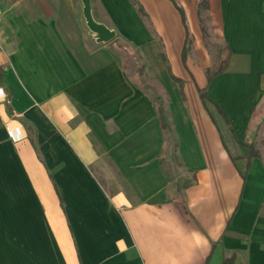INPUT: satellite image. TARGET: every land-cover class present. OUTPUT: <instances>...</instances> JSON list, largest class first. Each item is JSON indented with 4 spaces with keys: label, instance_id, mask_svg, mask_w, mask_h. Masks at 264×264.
Masks as SVG:
<instances>
[{
    "label": "crops",
    "instance_id": "crops-1",
    "mask_svg": "<svg viewBox=\"0 0 264 264\" xmlns=\"http://www.w3.org/2000/svg\"><path fill=\"white\" fill-rule=\"evenodd\" d=\"M135 1L143 15L90 0L115 32L100 43L82 0H0V264H264V145L247 160L264 120V0H208L204 13L231 51L207 95L234 155L198 93L209 52L197 0ZM116 42L141 59L145 88Z\"/></svg>",
    "mask_w": 264,
    "mask_h": 264
},
{
    "label": "rangeland",
    "instance_id": "rangeland-1",
    "mask_svg": "<svg viewBox=\"0 0 264 264\" xmlns=\"http://www.w3.org/2000/svg\"><path fill=\"white\" fill-rule=\"evenodd\" d=\"M89 4H91L90 0H89ZM82 5H83V0H82ZM202 16H203L202 18H203L204 26H205V28L207 29V32H208V38H207V43L205 44V47H206L207 51L209 52L208 60L205 63V65H207V66L203 69V73H205L206 70L209 71L210 73H213L218 68L219 63L221 61V58H222L221 51L224 48V44L217 36L212 34L210 26H209V22L207 21V19H205L204 13H202ZM116 43L119 44L118 42H116ZM119 45L124 46L122 44H119ZM124 47H126V46H124ZM121 52L126 54L127 56H129L131 58L129 60L131 63L128 66L129 69H130V72L133 73L134 79L136 81H139L142 85H144L145 84V80L143 78V73L140 76H138L136 74L137 63L134 60L133 56L131 54H129L127 51L121 50ZM193 63L194 64L195 63L200 64L201 62H199V61L194 62L193 61ZM151 67L153 69V66H151ZM193 74L195 76L196 83H197V81H198V83H200L202 81V78L205 80V76L203 74L201 75V72L199 71V68L196 65L193 67ZM224 87H225L224 84L222 82H219V83L215 84V87H214L212 93L213 94L215 93V95H217L216 97H220L219 99H224L223 98L224 97ZM191 90H192V86H189L187 88L188 100L190 102H192V101L199 102L197 96H196V98L195 97L192 98L191 94H193V92ZM211 105H210V103L206 104L207 108L211 111V113L213 115V118H214L215 122L217 123V125H218V127H219V129L221 131V137L223 139V144L226 146L228 152L231 155H234V149H233L234 145H233L232 136L230 135V133L228 131V128L226 127L222 117L217 114V112L214 110V108ZM257 133H258V136L260 137V139L258 140L260 142L257 141V143H254V147L258 150V147H257L258 143H262V145H264V120H263L262 124H260V126L258 127ZM243 138H244V141L247 144H249L248 142L251 141L248 138V135H246ZM170 147H172V146H170ZM171 152H172V150H171ZM94 172H95L96 177L101 181V183H103V185L109 186V187H107V190L112 191L110 186H112L114 184L116 185L117 184V180H116V178H115L110 166L105 164V162L101 161L100 163H98L95 166ZM116 189L117 188H113V190H116Z\"/></svg>",
    "mask_w": 264,
    "mask_h": 264
},
{
    "label": "trees",
    "instance_id": "trees-1",
    "mask_svg": "<svg viewBox=\"0 0 264 264\" xmlns=\"http://www.w3.org/2000/svg\"><path fill=\"white\" fill-rule=\"evenodd\" d=\"M130 1L132 3H135V6L137 7L138 12L141 15H143L144 12L141 9V6L138 5L135 0H130ZM176 9L179 12V15L181 17L182 24H183V26L186 29L185 44L183 46L182 56H181L182 63L185 66L186 57H187V54H188V52H189V50L191 48V39H190L189 33L187 32V27H186V23H185V16H184L183 10L181 8H179L178 6H176ZM208 9H209L208 0H197V17H198V21H199V24H200V27H201V32H202V35H203V41H204L205 44L207 43L208 32H207V29L205 28L204 23H203L202 13L207 12ZM117 49L123 50V51H127L129 54H131L133 56L134 60L137 63L136 74L138 76L142 75L143 70H144V67H143V65L141 63V59L138 57L137 53L134 52V51H132L131 49L126 48L124 46H121L119 44H117ZM221 55H222V58H221V61L219 63L218 68L213 73H210L209 71L206 72V74H207V85H206V87L203 88L202 90H198V93L200 95V99H201V101L203 103V106L205 108H206V104L207 103H211V100H210V98L207 95V86L210 84L211 80L214 77L221 75L227 69V67L229 65V62H230V58H231V51H230V49L227 46H224L223 50L221 51ZM168 71H169V75H170L171 79H173L175 82L178 83L179 90H180V92H182L183 82L180 79L175 78L171 74V72H170L169 69H168ZM2 84H3L2 74L0 72V85H2ZM139 84L142 87L145 88V86L142 85L140 82H139ZM214 106L216 107V110L219 112V114H221L223 116V119L225 121H227V118L223 114V112L216 105H214ZM157 112H158L160 121L162 123V127H163V129L165 131V134L167 135L168 134L167 129H166L167 127H166L165 122L163 120V116H162L161 109L158 108V107H157ZM28 131H30V130L28 129ZM240 144L243 147H246L243 143H240ZM247 148H248V154H247V160L248 161H250V160L258 157V155H259L258 150L254 147L253 144H251ZM234 260H235V256H234V254H232L229 257L224 258L221 264H234Z\"/></svg>",
    "mask_w": 264,
    "mask_h": 264
},
{
    "label": "water",
    "instance_id": "water-1",
    "mask_svg": "<svg viewBox=\"0 0 264 264\" xmlns=\"http://www.w3.org/2000/svg\"><path fill=\"white\" fill-rule=\"evenodd\" d=\"M83 16L85 18L87 28L90 30V32L95 34L98 42L109 43L114 40V31L109 30L104 25L98 24L93 20L89 0H83Z\"/></svg>",
    "mask_w": 264,
    "mask_h": 264
},
{
    "label": "built area",
    "instance_id": "built-area-1",
    "mask_svg": "<svg viewBox=\"0 0 264 264\" xmlns=\"http://www.w3.org/2000/svg\"><path fill=\"white\" fill-rule=\"evenodd\" d=\"M2 18H3V13L0 11V23L2 21Z\"/></svg>",
    "mask_w": 264,
    "mask_h": 264
}]
</instances>
